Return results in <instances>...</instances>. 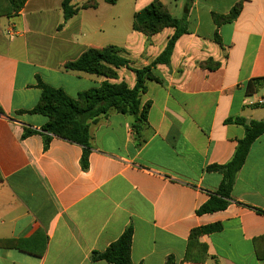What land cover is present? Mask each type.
<instances>
[{
    "label": "crops",
    "instance_id": "crops-1",
    "mask_svg": "<svg viewBox=\"0 0 264 264\" xmlns=\"http://www.w3.org/2000/svg\"><path fill=\"white\" fill-rule=\"evenodd\" d=\"M62 1L26 0L18 13L0 17V243L26 240L28 251L0 248V264H110L93 262L92 253L129 226L132 264H164L169 256L176 264H264V134L236 175L228 207L196 214L222 180L207 167L229 162L244 136V127L228 121H264V86L245 93L248 81L264 78V0H192L186 34L140 96L141 108L149 104L147 123L136 133L132 117L110 112L91 124L87 170L77 144L52 137L44 149L39 131L47 119L28 113L40 100L38 84L76 99L106 79L67 71L65 63L114 46L142 68L174 30L151 37L133 31L134 14L151 0H131L127 14L108 16L103 0H74L96 8L79 9L65 23ZM159 1L176 19L186 11L187 0ZM236 5L235 20L215 24ZM105 28L114 31L111 42L98 35ZM207 61L218 66L203 67ZM115 72L110 83L133 88L131 71ZM24 129L37 133L22 138ZM215 224L219 232L199 239L207 260L185 262L191 230Z\"/></svg>",
    "mask_w": 264,
    "mask_h": 264
},
{
    "label": "trees",
    "instance_id": "trees-1",
    "mask_svg": "<svg viewBox=\"0 0 264 264\" xmlns=\"http://www.w3.org/2000/svg\"><path fill=\"white\" fill-rule=\"evenodd\" d=\"M108 5H115L118 0H103ZM192 0L185 2V9L182 17H172L159 0H151V3L144 9L136 12L132 20V29L146 37L160 33L166 28L174 30L173 35L168 39L164 50L148 65L142 68H134L123 56L122 50L108 46L105 48H89L74 61L64 64L67 71L79 72L106 80L97 88H92L78 94L76 99L68 97L63 90L54 89L45 84L39 83L41 96L38 104L30 110L29 114L42 115L47 119L46 124L40 129L39 134L43 136L44 149H47L51 138L57 137L77 144L83 148L80 165L83 170L88 168V156L91 150V136L89 128L99 118L108 115L110 112H117L133 118L132 127L136 133L140 127L147 123V112L149 104L140 107V96L146 93V83L157 81L152 70L159 65L168 64L175 43L187 32L186 17L188 6ZM26 0H0V17L8 16L11 13H18ZM96 8V3L88 1L80 8L74 0H63L61 10L63 22H67L77 14L79 9ZM240 5H236L226 17H214L215 24L230 22L237 18ZM211 69L218 65L207 61L202 65ZM127 69L135 76V85L129 88L125 83L112 84L109 80L117 79L115 70ZM264 86V78L252 79L245 87L246 95L255 94ZM236 125L244 127V136L237 142L234 154L229 162L224 165H211L207 167L208 172H216L222 175L221 183L215 194L200 206L196 214H212L225 210L231 202L230 194L237 173L242 168L251 145L257 138L264 134V121H250L248 124L242 118L229 120ZM37 133L24 129L22 138ZM220 224L199 227L191 230L184 254V261L191 263H204L208 258V247L199 239L203 235L219 232ZM133 230L129 226L123 234L112 243L104 252L92 253L91 260L105 261L110 264H132L130 260L131 241ZM26 240L12 241L8 244L0 243V248H12L22 252H28L25 248ZM43 248L36 254L41 256L45 249L46 238L43 239ZM6 245V246H4ZM31 254H34L31 252ZM164 264H176L174 258L169 256Z\"/></svg>",
    "mask_w": 264,
    "mask_h": 264
},
{
    "label": "rangeland",
    "instance_id": "rangeland-1",
    "mask_svg": "<svg viewBox=\"0 0 264 264\" xmlns=\"http://www.w3.org/2000/svg\"><path fill=\"white\" fill-rule=\"evenodd\" d=\"M131 0H122L121 2H119V4H117L116 7H112L111 5L108 4H104L103 1V8H100V11L102 12V14L104 15H112L115 14L117 12H120L121 14H127V12L129 11L127 9V5L129 6H133V4H131L130 2ZM117 32L122 33V27H119V29H117ZM99 36H102V38H106L107 40H109V42H111L113 35H114V31L111 28H105V31H103L102 33L98 34Z\"/></svg>",
    "mask_w": 264,
    "mask_h": 264
},
{
    "label": "built area",
    "instance_id": "built-area-1",
    "mask_svg": "<svg viewBox=\"0 0 264 264\" xmlns=\"http://www.w3.org/2000/svg\"><path fill=\"white\" fill-rule=\"evenodd\" d=\"M14 31L13 29L8 30V35L10 38H13Z\"/></svg>",
    "mask_w": 264,
    "mask_h": 264
}]
</instances>
